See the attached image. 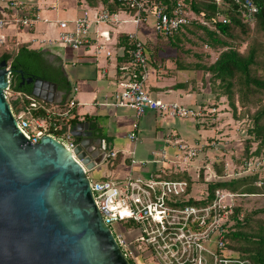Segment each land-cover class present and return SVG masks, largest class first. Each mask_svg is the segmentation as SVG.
Here are the masks:
<instances>
[{
  "label": "built area",
  "instance_id": "built-area-1",
  "mask_svg": "<svg viewBox=\"0 0 264 264\" xmlns=\"http://www.w3.org/2000/svg\"><path fill=\"white\" fill-rule=\"evenodd\" d=\"M88 1V0H83ZM124 8L112 11L106 6L84 9L76 19L72 21L73 28L68 21H59L61 28L55 39H42L40 45L52 46L61 44L74 50L90 49L95 47L94 55L113 57L114 49L117 50L118 40L114 33H125L133 42L128 50L131 62L124 64L119 70L118 79L114 82L116 89L110 98L105 99L106 104L117 107L130 108L134 111V126L137 121L148 111L154 110L160 118L164 119H197L203 117L204 108L200 104L187 105L178 101H165L154 98L147 89L150 67L145 53V39L142 36L143 29H152L156 36H169L176 33L182 25L189 24L196 15L185 8L182 1L169 8L164 0H116ZM219 4L222 0H217ZM240 9L243 21L254 24L257 21L259 7L253 0H232ZM0 6L13 12L12 21L0 18V31L9 24H21L23 27L32 28L40 17L37 13H31L25 0H0ZM47 21L46 19H44ZM225 22L229 20L223 18ZM133 25L134 31H127V25ZM6 42V36L0 34V44ZM45 46H42L45 48ZM9 86L5 89L7 99L12 94L23 96L21 92H15ZM77 88H74V92ZM49 104L53 105L49 107ZM62 102L46 103L33 100L30 105L19 112L12 111L21 130L34 142L38 143L44 135H51L64 143L74 153L75 139L70 130L60 134L58 126L60 121H68L75 116V108L78 104L76 98L68 97L64 106ZM42 108L49 120L45 117L32 115V111ZM214 108L213 112H217ZM37 129L31 131L32 120ZM137 130L130 131L128 138L134 142L140 139ZM215 150H221L219 141H212L207 146ZM177 154L171 160L180 170L188 172V177L183 179L164 178L159 175H151L148 178L128 175L122 183L112 180L93 181L88 175V169L84 166L90 178L92 192L101 209L107 225L110 227L124 255L129 259L133 257V251L121 234H116L111 224L126 221L135 225L139 234L135 237L136 249L144 258L149 253V264H251L250 259L245 258L237 251L226 245V235L233 228L235 220L234 197L239 196L235 192L218 188L210 197L209 189L205 195L195 197L193 187L200 182L199 174L192 175V168H198L194 161L204 154L205 145H197L188 141H177ZM131 162L135 163V151L129 152ZM118 151L107 148L106 160L115 158ZM157 158V162H163ZM203 159V158H202ZM250 167L252 161L246 162ZM251 166L253 172L259 167ZM227 167V165H226ZM200 170V169H199ZM232 176L231 172L218 176L210 174L209 181L226 179ZM229 178V177H228ZM207 179V181H208ZM143 245L146 252L143 253ZM130 261V259H129ZM138 264V263H137Z\"/></svg>",
  "mask_w": 264,
  "mask_h": 264
},
{
  "label": "water",
  "instance_id": "water-1",
  "mask_svg": "<svg viewBox=\"0 0 264 264\" xmlns=\"http://www.w3.org/2000/svg\"><path fill=\"white\" fill-rule=\"evenodd\" d=\"M64 70V68H63ZM65 72V70H64ZM13 69L0 62V264H132L107 225L84 166L107 155L86 122L74 153L51 135L34 143L19 127L6 97ZM24 77L23 71L21 70ZM66 75V72H65ZM31 93L46 103L62 102L56 82L35 77Z\"/></svg>",
  "mask_w": 264,
  "mask_h": 264
},
{
  "label": "crops",
  "instance_id": "crops-1",
  "mask_svg": "<svg viewBox=\"0 0 264 264\" xmlns=\"http://www.w3.org/2000/svg\"><path fill=\"white\" fill-rule=\"evenodd\" d=\"M31 15L37 13L40 20L32 28L23 27L21 24H9L0 34L6 36V42L12 41L16 47L27 45L30 49L46 52L64 68L66 76L71 84L68 95L76 98L78 104L75 108L77 123L73 125V130L85 138L86 129L76 128L78 123L86 122L89 130L93 132V137L98 143H105L108 149L118 151L115 158L108 161L110 171L108 176H103L104 180H112L122 183L125 178L133 174L148 178L151 175H159L164 178H178L188 176V172L180 170L172 163L177 154V141H188L197 145H205L204 154L196 159L198 168H192L190 174H199L201 179H208L210 174H219L215 164L217 162H227L226 144L219 141L222 150H215L208 139L215 136L217 132L222 135V131H217L224 126L223 119L227 114L224 103L225 97L217 100L214 95H208L209 88L207 81H204L202 71H177L175 70V55L171 47L160 52L163 67L157 72L150 68L147 89L154 98L165 101H178L187 105L200 104L204 108V116L197 119H164L160 118L154 110H148L138 121L137 128L134 126V111L130 108L117 107L106 104L105 99L110 98L116 89L114 82L118 79V57L117 50L114 49L113 57L107 58L103 54L95 56V47L90 49L74 50L69 46L56 49V45H40L42 39H55L61 30L59 21H68L72 29V21L84 10L104 6L97 1L83 0H25ZM12 10L3 9L0 6V18L12 21ZM14 16V15H13ZM46 19L47 21H45ZM130 27V30H128ZM127 31H134L133 25L126 26ZM142 30L145 42H151L156 36ZM151 30V29H150ZM125 33H114L117 40ZM160 37L157 41H160ZM162 41V39H161ZM41 46V48H35ZM42 46H45L43 48ZM206 78V76H205ZM77 91L74 92V88ZM65 99V100H66ZM63 101V100H62ZM216 108L217 112H213ZM224 109V112L221 110ZM212 128L216 131L211 135ZM137 130L140 139L136 142L128 138L130 131ZM220 130H223L221 128ZM220 136V135H219ZM79 137V136H78ZM78 137H73L77 139ZM221 137V136H220ZM216 141V140H215ZM135 151L136 162H131L130 151ZM166 154L163 162L162 154ZM203 158V159H201ZM104 161V162H105ZM217 161V162H216ZM103 162V163H104ZM102 163V164H103ZM201 169H204L202 172ZM225 170L223 171V173ZM205 185V184H204Z\"/></svg>",
  "mask_w": 264,
  "mask_h": 264
},
{
  "label": "trees",
  "instance_id": "trees-1",
  "mask_svg": "<svg viewBox=\"0 0 264 264\" xmlns=\"http://www.w3.org/2000/svg\"><path fill=\"white\" fill-rule=\"evenodd\" d=\"M103 3L112 11L124 8L116 0H91ZM178 1L185 4L188 11L193 12L197 19H193L189 24L182 25L176 33L169 36L159 35L160 41L157 43L148 42L145 45V53L150 68L159 72L163 67L160 52L165 49L166 44H161V39H168L167 44L175 53V70L177 71H202L204 81L208 83V95L220 99L226 97L229 103L236 108L235 95L245 104L249 98H256L260 101V106L252 114V125L247 129L249 138L247 141V156L252 144L257 143L254 154L264 155V0H253L259 7L256 21V32L260 40L253 37L254 31L251 24L243 21L239 5L232 0H222L219 4L217 0H164L169 8L176 5ZM223 18L229 21L225 22ZM201 19V20H200ZM196 30H201L204 36L199 38L210 47V50L219 51L217 58L211 63H205L203 58L210 57L209 53L193 51L190 43L197 45L191 36H196ZM159 36L157 38H159ZM190 37V38H189ZM198 38V39H199ZM116 55L118 57V70L124 64L131 62L128 50L133 42L127 34L119 36ZM248 42L244 51H241L243 43ZM46 52L30 49L27 45L14 47L12 52L5 51L0 53V59L10 61L13 67L21 68L25 75L35 74L42 79L56 82L65 96L71 90V84L61 66H53L54 75H46L38 66V62L45 59ZM194 57V58H193ZM206 76V78H205ZM18 80L20 77H17ZM18 80L11 77V88L15 92L23 93L21 107L30 105L33 100H39L31 93L30 87H21ZM62 101L64 106L66 97ZM15 106L18 102L14 101ZM32 115L37 117H48L42 108L32 111ZM77 123L76 115L68 121H60L58 131L63 134L70 130ZM219 173L223 171L218 167ZM257 173L244 174L239 177L219 179L210 181L208 189L210 197L218 188L229 189L233 192L246 194L264 193V181L262 185L255 184L258 178ZM183 175L178 179L187 178ZM242 208L235 207L233 218L235 223L233 228L226 235V245L237 251L245 258L250 259L251 264H264V220H259V227L250 230L251 218L249 215L241 216ZM131 262V261H130ZM132 263V262H131Z\"/></svg>",
  "mask_w": 264,
  "mask_h": 264
},
{
  "label": "rangeland",
  "instance_id": "rangeland-1",
  "mask_svg": "<svg viewBox=\"0 0 264 264\" xmlns=\"http://www.w3.org/2000/svg\"><path fill=\"white\" fill-rule=\"evenodd\" d=\"M254 24L256 25V22ZM254 24H251L253 27L252 29L254 31L253 37H256L257 39L260 40V36L256 32V28ZM128 30H130V27ZM153 31L154 30L152 29L144 30L145 33H149V34H153L154 33ZM195 35H196L195 37L191 36V38L195 40L197 45L188 43L186 44V47L193 46L194 52L199 51L203 53H209L211 56L208 58L204 57L203 61L205 63L213 62L217 58L220 50L218 51L210 50V47H208V45H206V43H204L199 38V36L201 37L204 36L203 31L196 30ZM157 39L158 38L154 37L151 43L152 44L157 43ZM167 40L168 39L163 38V40L161 41L162 45L166 44L164 45L165 48L170 47L168 46L169 44H167ZM247 44L248 42L243 43L241 47V51H244L246 49ZM14 47L16 46L12 41L5 42L4 44H0V53H3L5 51L12 52ZM35 48L39 49L41 48V46H38ZM61 48H65L64 51L66 50V46L64 45H61V44L56 45V49H61ZM173 55H175V53ZM14 95H17V94H12L8 100L12 105L13 111L19 112L21 111V109L24 108L20 106V102L23 101V97L21 95L20 96H14ZM238 96L239 95H235V103H236L235 110H234V107L229 103L230 101L228 98L225 97L226 99L224 100V103L221 102V104L225 105V110L227 112V114L225 115L223 119L224 126H221L223 130H220L221 128L217 130V131H222V135L219 132H217L215 136H210V138L208 137L210 141L216 140V141H221L226 144V149L224 148V150L227 153L226 155L227 162H217L216 161L217 163L215 164V166L216 168L219 167L222 171L225 170L224 173H219L221 175H224L226 172H231L233 177H239L241 175L248 174V173L249 174L257 173L259 176L257 180L255 181V184L262 185L264 181V155L254 154L256 150V146H257L256 142L251 145L249 152H248L249 153L248 156L246 155L247 149H248L246 140L249 138L247 129L252 125V122H253L252 114L256 111L257 107L260 106V101H257L256 98L250 97L249 101L243 104L242 101L238 99ZM14 101L18 102L17 106H15ZM52 106L53 105L49 104V107H52ZM26 107L27 105L25 106V108ZM225 110L222 109L221 112H224ZM31 120H32V127L30 130L35 131L37 127L35 123L33 122L32 118ZM214 131H216V129L212 128V132H210L211 135L214 133ZM250 160L252 161V164H251L252 167L257 166L256 162H258L259 167L256 169V172H253V170L251 169V166L250 167L247 166L246 162L247 161L250 162ZM109 171H110L109 163L108 161H105L103 164L96 166L95 168L89 170L88 175L91 177L93 181H104L105 178L103 176L110 177L108 175ZM201 171L203 172L204 169H201ZM228 177L230 178V176ZM209 180L210 178L208 179V181L206 179H200L199 184L193 187V192H194L195 197H201L205 195L206 188L208 187V183L210 182ZM235 193L240 194V195L237 197H234V200H233V203L235 205L234 208L239 206L242 208V212L240 213L241 216L243 214L250 216L251 218V222L249 224L250 230L253 227H259L260 225L259 220H264V193H260V194H246V193H239V192H235ZM111 228L116 234H121L122 237L128 243H130V249L133 251V257H135V259H131L129 257L132 264H137V263L138 264H149V262L152 261L151 257L148 259L149 253H145L144 258H143L139 254V251H137L136 249L137 244L135 242V237L139 234V230L135 225L131 224V222L127 223L126 221H122V222L112 223ZM143 250H145L143 251V253L147 251L145 245H143Z\"/></svg>",
  "mask_w": 264,
  "mask_h": 264
},
{
  "label": "flooded vegetation",
  "instance_id": "flooded-vegetation-1",
  "mask_svg": "<svg viewBox=\"0 0 264 264\" xmlns=\"http://www.w3.org/2000/svg\"><path fill=\"white\" fill-rule=\"evenodd\" d=\"M1 61H2V59H0V62ZM8 64L13 69L12 77H14L17 80H18L17 77H20V79L18 80V84L21 87H30L32 89V83H28L27 80H24V77L27 78V77H29L31 75H33L35 77H39V76L38 75H35L33 73L32 74L25 75V73L23 72V74H24V77H23L22 76V73H21V70H23V69L13 67L10 61H8ZM52 65L53 66H61L58 63V61H56L54 58H52L49 54H46L45 59H43V60H41V61L38 62L39 68L46 75H54L55 69H54V67Z\"/></svg>",
  "mask_w": 264,
  "mask_h": 264
}]
</instances>
